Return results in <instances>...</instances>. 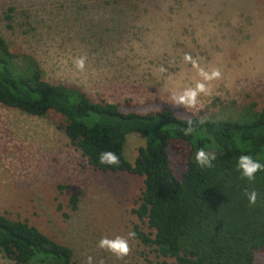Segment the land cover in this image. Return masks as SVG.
Here are the masks:
<instances>
[{
    "label": "rangeland",
    "instance_id": "374dc122",
    "mask_svg": "<svg viewBox=\"0 0 264 264\" xmlns=\"http://www.w3.org/2000/svg\"><path fill=\"white\" fill-rule=\"evenodd\" d=\"M0 37L33 55L46 81L76 86L94 102L216 117L231 103L264 110V0H0ZM201 70L220 76L205 80ZM197 83L207 93L195 105L174 103ZM143 144L127 135L125 158L133 162ZM187 153L179 142L169 149L177 176ZM142 188V177L90 167L50 117L0 105V214L69 246L77 264H174L133 238L126 255L98 247L104 237L127 238ZM0 264L15 263L0 253Z\"/></svg>",
    "mask_w": 264,
    "mask_h": 264
},
{
    "label": "trees",
    "instance_id": "16d2710c",
    "mask_svg": "<svg viewBox=\"0 0 264 264\" xmlns=\"http://www.w3.org/2000/svg\"><path fill=\"white\" fill-rule=\"evenodd\" d=\"M12 11L9 7L4 15L8 28ZM0 105L53 119L94 170L142 177L143 188L131 209L138 223L130 232L159 256L174 264H264V170L248 181L236 168L242 153L264 163V110L231 103L229 111L216 117L170 107L139 112L129 103L94 102L76 86L46 81L36 58L12 51L2 37ZM131 133L144 138L133 162L124 155ZM174 142L188 148L178 176L169 158ZM199 148L216 153L211 167L197 166ZM104 151L116 153L119 164H100ZM253 190L257 199L249 203L245 192ZM76 201L72 196V209ZM0 253L15 264H77L69 246L5 214H0Z\"/></svg>",
    "mask_w": 264,
    "mask_h": 264
},
{
    "label": "clouds",
    "instance_id": "9594fccd",
    "mask_svg": "<svg viewBox=\"0 0 264 264\" xmlns=\"http://www.w3.org/2000/svg\"><path fill=\"white\" fill-rule=\"evenodd\" d=\"M185 59H191L189 56H185ZM194 66L195 63L193 62ZM76 67L83 69L84 58H79L76 61ZM201 75L205 80H211L218 78L220 73L218 70H213L211 73H205L201 70ZM199 93H207V89L203 83H197L195 88L186 89L181 95L174 96L173 101L178 105L193 106L196 103V98ZM186 134L191 131V128L185 130ZM100 164H107L109 166L118 165L120 160L116 153L112 151L101 152L99 157ZM194 159L197 166L207 168L212 166V161L216 159V153L214 151H205L204 148H199L194 154ZM236 168L240 172L242 178H246L248 181L255 179V175L258 171L264 170V163H261L259 158H254L252 154H241L236 161ZM249 203H255L257 199V192L255 190L251 192H245ZM135 233L129 232L126 237L116 236L114 239L107 237L101 238L98 242V247L107 248L117 256L126 255L129 251V238H134ZM89 264H91V257L88 258Z\"/></svg>",
    "mask_w": 264,
    "mask_h": 264
}]
</instances>
